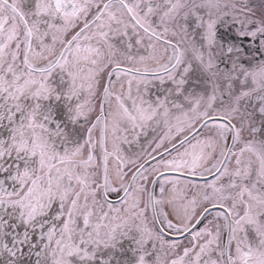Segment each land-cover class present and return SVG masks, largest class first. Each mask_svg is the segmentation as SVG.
<instances>
[{"label":"snow or ice","instance_id":"snow-or-ice-1","mask_svg":"<svg viewBox=\"0 0 264 264\" xmlns=\"http://www.w3.org/2000/svg\"><path fill=\"white\" fill-rule=\"evenodd\" d=\"M0 264H264V0H0Z\"/></svg>","mask_w":264,"mask_h":264}]
</instances>
